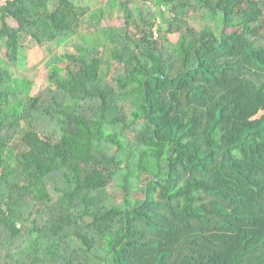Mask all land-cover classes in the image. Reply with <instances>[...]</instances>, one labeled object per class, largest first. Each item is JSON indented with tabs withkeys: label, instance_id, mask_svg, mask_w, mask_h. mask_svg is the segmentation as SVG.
Returning <instances> with one entry per match:
<instances>
[{
	"label": "trees",
	"instance_id": "trees-1",
	"mask_svg": "<svg viewBox=\"0 0 264 264\" xmlns=\"http://www.w3.org/2000/svg\"><path fill=\"white\" fill-rule=\"evenodd\" d=\"M2 1L0 264H264V0H138L159 38L137 0ZM78 35L16 99L21 38Z\"/></svg>",
	"mask_w": 264,
	"mask_h": 264
},
{
	"label": "rangeland",
	"instance_id": "rangeland-1",
	"mask_svg": "<svg viewBox=\"0 0 264 264\" xmlns=\"http://www.w3.org/2000/svg\"><path fill=\"white\" fill-rule=\"evenodd\" d=\"M2 2L4 3L5 0H3ZM81 2H83L84 6H92L93 9L98 7L102 10H111L113 8V6H111V4L108 3L106 0H81ZM154 4L155 3L150 1L143 5L142 2L138 0L130 4V8L133 10L137 22H141V12L146 15L150 12V16L152 15L151 17H153V19H156L158 23H161L160 19L158 18V16H161V9L160 7L155 6ZM114 10H118V5L114 6ZM91 13L92 12L87 15L88 18L91 16ZM153 14L155 15L153 16ZM92 21L95 23L96 19H93ZM191 23L196 27L199 25L198 21L195 19H192ZM101 24V27H108L111 25L119 27L125 25L126 20L124 19V17H113L112 19H109V17L103 16V18H101ZM83 28L85 29L86 25H84ZM131 28L133 30V33L140 35V30L137 28V25H135V23H132ZM87 29L88 27L85 29L86 31L84 34H88ZM159 30L160 28L158 29V31ZM99 33L101 34V31H99ZM83 37L84 35H78L76 38L70 40V43H68L66 46L59 47L57 46L56 42L39 44L33 38L23 36L20 41V57L16 70L20 73V78L23 79L24 83L16 99L25 98L28 94L35 95L40 92L45 95L47 93L48 87L54 86L56 82L55 78L52 79L53 66L49 64V61L54 58L55 54H63L66 49L78 51V49L81 47V44H83ZM169 37L173 41H177L179 34H170ZM101 50L103 51V56L105 60L108 62L107 74L109 77L112 78L114 75H116L118 69L120 70V67L116 63L112 62L107 48H101ZM80 52H85V48L80 50ZM2 58H4L3 52L2 50H0V59ZM57 65L59 64L57 63Z\"/></svg>",
	"mask_w": 264,
	"mask_h": 264
},
{
	"label": "built area",
	"instance_id": "built-area-1",
	"mask_svg": "<svg viewBox=\"0 0 264 264\" xmlns=\"http://www.w3.org/2000/svg\"><path fill=\"white\" fill-rule=\"evenodd\" d=\"M158 25H159V23L157 22L156 27L154 29V35H155L156 38L159 37V31H158V28H157Z\"/></svg>",
	"mask_w": 264,
	"mask_h": 264
},
{
	"label": "crops",
	"instance_id": "crops-1",
	"mask_svg": "<svg viewBox=\"0 0 264 264\" xmlns=\"http://www.w3.org/2000/svg\"><path fill=\"white\" fill-rule=\"evenodd\" d=\"M95 9H96V8H95ZM95 9L92 8V10H95Z\"/></svg>",
	"mask_w": 264,
	"mask_h": 264
}]
</instances>
